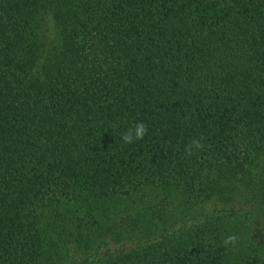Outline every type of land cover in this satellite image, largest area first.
Instances as JSON below:
<instances>
[{
	"label": "trees",
	"instance_id": "trees-1",
	"mask_svg": "<svg viewBox=\"0 0 264 264\" xmlns=\"http://www.w3.org/2000/svg\"><path fill=\"white\" fill-rule=\"evenodd\" d=\"M263 236L264 0H0V264H264Z\"/></svg>",
	"mask_w": 264,
	"mask_h": 264
},
{
	"label": "clouds",
	"instance_id": "clouds-1",
	"mask_svg": "<svg viewBox=\"0 0 264 264\" xmlns=\"http://www.w3.org/2000/svg\"><path fill=\"white\" fill-rule=\"evenodd\" d=\"M148 132V128L145 123L137 122L129 128L127 131L121 134V139L125 144L133 143L135 140H142L146 133ZM204 148V144L201 139L192 138L185 145V153L191 156L194 150H202ZM239 237L236 234L228 235L223 240V245L225 247L232 245L235 246L238 243Z\"/></svg>",
	"mask_w": 264,
	"mask_h": 264
},
{
	"label": "rangeland",
	"instance_id": "rangeland-1",
	"mask_svg": "<svg viewBox=\"0 0 264 264\" xmlns=\"http://www.w3.org/2000/svg\"><path fill=\"white\" fill-rule=\"evenodd\" d=\"M49 36H50V34H49ZM262 239H263V241H264V236L262 237Z\"/></svg>",
	"mask_w": 264,
	"mask_h": 264
}]
</instances>
